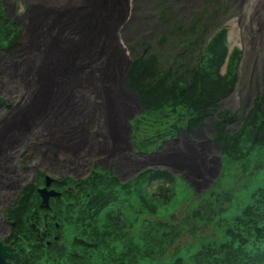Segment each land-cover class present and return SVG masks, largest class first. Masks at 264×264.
<instances>
[{
	"label": "trees",
	"instance_id": "obj_1",
	"mask_svg": "<svg viewBox=\"0 0 264 264\" xmlns=\"http://www.w3.org/2000/svg\"><path fill=\"white\" fill-rule=\"evenodd\" d=\"M164 10L162 6L161 18ZM217 11L214 22L195 17L187 31L184 19L173 24L177 32L171 34L178 38L168 64L155 54L131 58L126 88L137 95L143 110L130 123L134 153L155 152L181 129L192 132L213 118L219 178L196 197L165 170H146L122 184L94 168L77 182L64 179L59 185L73 186L74 191L61 190L50 209L42 210L37 207L39 177L35 185L20 190L5 215L13 223V239L28 245L18 264H264V96L254 98L237 130L227 128L235 115L221 111L220 101L237 80L241 52L227 49V31L219 25ZM4 16L0 4L3 47L12 45L19 33ZM236 172L247 177L231 182ZM175 182L186 194L179 216L174 209ZM158 205L172 210L163 220H147L156 215ZM30 224L40 229L38 238ZM25 227L30 235L19 237ZM202 229L210 233L202 235Z\"/></svg>",
	"mask_w": 264,
	"mask_h": 264
},
{
	"label": "rangeland",
	"instance_id": "obj_2",
	"mask_svg": "<svg viewBox=\"0 0 264 264\" xmlns=\"http://www.w3.org/2000/svg\"><path fill=\"white\" fill-rule=\"evenodd\" d=\"M160 1L51 0L49 4L36 3L31 6L20 3L25 0H17L18 7L15 12L17 9L22 12L28 7H36L32 13L37 18L33 21V29L18 34L19 40L7 45V49H5L6 45L0 46V149H7L8 153L10 152L13 158L11 165L16 167L17 176L21 180L20 183L14 182V188H6L2 191L1 218L6 215L5 211L12 207L17 189H22L27 184H34L35 169L45 172L46 176L54 181H64V179L85 178L92 169L96 168L95 162L92 167L90 166V157H83L80 161L82 168L74 175L70 172L71 164L66 166L63 162L70 158L68 154H63L65 152L57 150L56 161L53 158L45 161L42 157L46 150L45 147L40 146L43 141V130L38 125H41L42 118L46 114L48 116L56 114L57 110L54 106H58L59 120L50 121L52 126L46 125L45 130L49 131L45 137L49 135L60 137L54 130L72 126L75 123L73 119L79 115L71 114L66 119L60 120V113L64 112L62 110L64 102L68 97L73 99L75 93L78 97L80 87L91 104L86 108L87 113L83 109V122L95 127L96 130L112 131V136L118 141V147L115 148L118 149L120 168H115V177L120 183H127L146 170L161 169L173 173L174 177L179 178L198 197L219 178L221 165L219 150L212 141L213 118L205 119L201 128H196L192 132L185 133L181 129L174 138L161 143L155 152L141 154L129 150L130 140L126 139L129 123L127 119L132 114L140 115L141 111L137 107L138 98L121 87L123 72L131 58L144 53L155 54L159 61L165 64L171 62L175 53L173 44L178 38L171 34L177 32L173 28L174 23L184 19L185 31H187L189 22L195 17L196 20L203 18V22L207 23L208 18L216 17L215 8H218L216 13L217 18L220 19L218 23L227 31V49L236 48L242 53L233 89L220 101L221 111L235 115V122L227 127L230 131H235L247 116L254 98L264 96V44H258L260 38L257 33L250 35L246 33L248 27L254 28L257 24H264V20L254 13L248 22L249 9L245 0H167L169 6L165 0ZM10 4L11 2H6L4 16L6 20L14 19L13 16H9ZM261 4L264 6V1L257 2V5ZM222 5L224 9L220 8ZM162 6H165L164 13H161L163 18L159 15ZM49 8L53 10L67 8L70 22L66 21L69 24L63 25L57 21L54 23L44 17L42 14ZM75 23L79 25L78 28L75 27L76 30H81L79 34L72 29ZM17 24L19 26V22ZM68 27L74 32L66 29ZM210 28L212 26L206 30L207 36ZM48 31L50 36H53L55 31L58 35H55L46 49H42L38 42L46 39L42 38V34L38 40L37 35L41 32L46 35ZM261 32L264 34V30ZM164 35L167 38L162 37ZM160 39H162L161 43L158 42ZM70 54L74 59L69 58ZM174 59L177 60L179 57L175 56ZM65 61L68 62L67 65L70 63V66L77 69L65 73L64 67L69 69L64 65ZM90 71L92 74H88ZM220 72L223 74V67ZM95 77L97 82L94 81ZM59 121L62 122V127L59 126ZM116 124H119L118 130L113 132L115 130L110 128ZM10 135L15 138H9ZM16 137L23 139L18 142ZM56 139L51 144L61 146L55 142ZM76 148L78 147L72 146L68 149L71 152ZM46 156L49 157V154L46 153ZM246 177L236 172L231 182L239 183ZM153 188L154 186L148 191ZM175 193L177 195L175 216H179L185 206V204L180 205L181 198L186 196L180 182H175ZM171 210L158 205L156 215H149L147 220H163ZM208 232L210 233L209 229L207 231L204 229L201 234L206 235ZM28 233L25 227L19 230V237L29 236ZM4 237L5 234H0V239Z\"/></svg>",
	"mask_w": 264,
	"mask_h": 264
},
{
	"label": "flooded vegetation",
	"instance_id": "obj_3",
	"mask_svg": "<svg viewBox=\"0 0 264 264\" xmlns=\"http://www.w3.org/2000/svg\"><path fill=\"white\" fill-rule=\"evenodd\" d=\"M0 1H1V3L5 9H6V2H11V4L9 5V12H10L9 16H13L14 19L10 20V21L13 22L14 25L18 28V30H19L18 34H22L23 31H25V30L29 31V30L34 28L33 27V21L37 17H35V15L32 13V10L36 9V7H34V8L28 7L27 9H23L22 12L17 9V12H15V9L18 7L17 0H14V1L13 0H0ZM20 3H24V2H20ZM242 14H243V12L241 13V15ZM42 15L46 18H49L54 23H55V21H57L60 24L68 25L69 24L68 22H70V18H69L70 13L68 12L67 8H60V9H54V10L49 8ZM53 17H55V18L52 19ZM60 17H63V18H60ZM66 20H68V22ZM71 21H72V19H71ZM17 22H19V26H18ZM76 26H77V28L79 27V25L76 23L74 25H72V29H75L77 34H79V32L81 30H79V31L76 30V28H75ZM66 29L71 31L70 27H68ZM261 30H264V24H257L254 26V28L248 27L246 29V33H248L249 35L257 33L259 38H260L258 44H264V41H263L264 34L261 32ZM71 32H74V31L72 30ZM49 33H50V31H48L47 34L44 35V32H41L37 35L38 40L42 34H43L42 38L46 39V40H43L42 42H38V44L40 46H42V49H46V47L50 45V41L55 38V35H58L57 34L58 32H56V31H55V33L53 32V34H54L53 36H50L51 34H49ZM43 43L45 45H42ZM62 43H64V42H62ZM258 44H255V45H258ZM70 57L72 59H74V57H72L71 54L69 55V58ZM67 63L68 62L65 61L64 65H66L67 68L72 70L74 67L70 66V63L67 65ZM75 68L77 69V67H75ZM85 68H86V66H85ZM90 73L92 74L91 71L88 74H90ZM123 74H124V72H123ZM71 77H74V76H71ZM81 80H83V79L81 78ZM94 81L97 82V77L94 78ZM123 81H124V77H123ZM94 89H96V88H94ZM80 90L82 91L81 87H80ZM81 91H80V93L77 92L79 94L78 97L76 96V93H75V96H73L74 97L73 99H72V97H68V99L64 102L63 109H62L64 112L60 113L61 114V117H60L61 121L66 119V117L71 115V114H74V115L79 114V115L73 119V121L75 123L72 126H66V127H63L62 129L54 130L56 133H58L60 135V137L59 136L55 137L54 135H52V136L49 135V136L45 137L46 136L45 134L49 131V130H45L46 125L52 126V123L50 121L57 122L59 120L58 118H59L60 108L55 105L54 109L57 110V113L52 115V116H48L46 114L42 118L41 125H38L43 130V133H42L43 134L42 135L43 141H42L40 146L45 147V150H46L45 153L42 155V157L44 158L45 161L51 160L52 158L54 159V161H56V156L58 154L57 150H61L62 152H65L63 154H68L70 156V158L68 160H63V162H64V164L66 163V166L68 164L69 165L71 164L72 169L70 170V172L74 175L78 174L80 172L78 169L82 168L80 161L83 160V157H90L91 160L89 161V164L91 167L93 166V162H95L96 168L100 169L103 172H109L115 176V173H116L115 168H120L119 167L120 163H118V161H119L118 152H117L118 149H116L118 147V141L114 139V137L111 135V132L108 129H106L105 131H102V130L100 131L97 129L98 131H100V133H98V131L96 130L95 127H91L90 125H86L83 122V113L84 112L87 113L86 108L88 105H91V104H90L89 100L86 98V96L83 94V92H81ZM91 94H92V92H91ZM70 99H72V101H69ZM91 103H93V102H91ZM83 109H85L84 112H83ZM61 121H59V126L62 127L63 124ZM33 127H35V125ZM11 137L15 138L14 136L10 135L9 138H11ZM16 139L18 140V142L19 141L21 142V140L23 138L18 139L16 137ZM54 139H56L55 142L61 144V146H56L55 144H51V143H53ZM100 139L102 141H98ZM64 142H66V143L64 144ZM80 143H81V146H79ZM72 146L78 147V148H76L75 151L69 152L68 148H70ZM46 153L49 154V157L46 156ZM77 155H79V156L77 157ZM45 157L47 159H45ZM12 160H13V158L11 157L10 152L8 153L7 149H0V198L3 195L2 194L3 190H5L6 188H12V187L14 188L16 182L17 183L21 182V180L17 176L16 167L13 164L11 165ZM124 160H125V158H123L122 161H124ZM122 163H124V162H122ZM63 167H65V166H63ZM33 176H34V184L33 185H35V183H36L35 181L37 180V178L39 179V177H41L42 184L36 188L37 189L43 188L44 178L46 177V173L38 171L35 169ZM82 179H84V178H82ZM82 179H77L74 181H78V180H82ZM61 181H63V180L53 181L50 184L48 190H54V191H57L60 193H62L61 190L73 191L72 187L69 185H65L64 187L59 185ZM20 189H17L18 190L17 196L15 194L16 198H15V200L11 206H13V204H15L17 202V198H18ZM37 189H36V193H37ZM50 201H53V200H49V204H50ZM39 202H40V200H39ZM39 202L37 203V207L39 205ZM0 204H1V202H0ZM7 210H9V208ZM7 210L5 211V213L7 212ZM12 226H13V223L9 220L8 221L5 220V216H2V218L0 217V234H3V235L5 234L4 239H0V242L2 245H9L12 249L11 253L16 252L20 258L22 255L20 253L21 251L20 252L15 251L13 248V244L14 243H20L23 241H21V239L18 240V238L13 239V236H12L13 234L11 231ZM27 250H28V245H27ZM19 258H17L14 261L13 260H6V262L8 264H18Z\"/></svg>",
	"mask_w": 264,
	"mask_h": 264
},
{
	"label": "water",
	"instance_id": "obj_4",
	"mask_svg": "<svg viewBox=\"0 0 264 264\" xmlns=\"http://www.w3.org/2000/svg\"><path fill=\"white\" fill-rule=\"evenodd\" d=\"M241 62V60H240ZM240 62H239V65H240ZM239 65H238V68H239ZM237 68V69H238ZM65 73L69 71V69H65L64 67V70H63ZM126 72V70H125ZM124 72V74H125ZM126 80V78L124 77V81ZM121 87H123V89L125 90V87H124V83H122ZM126 92L130 93V94H133L136 98V94L133 93V92H129L127 90H125ZM49 97V96H48ZM46 107V106H44ZM137 107H138V104H137ZM109 109V108H108ZM139 109V107H138ZM110 110V109H109ZM140 111L142 112V110L140 109ZM139 115V114H137ZM111 116V114H109V117ZM135 114H132L128 119V120H132L134 118ZM119 127V124H116L113 128H110V129H113L115 131L113 132H116ZM127 128H128V135L131 133V127L129 126V123L127 124ZM112 131H111V135H112ZM128 135L126 136V139L129 140L128 138ZM131 150V149H130ZM173 174V173H172ZM54 180H52L51 178L49 177H45L44 178V186L43 188H40V189H37V194H38V197L40 199V202H39V205H38V208L39 209H42V210H49L50 207H49V200L50 199H59L61 197V193L57 192V191H54V190H48L50 184L53 182ZM31 226V229H33L36 233V237L38 238L39 235H40V230L38 228H36L33 224L30 225ZM56 238H54L55 240ZM48 243H46L47 245ZM13 248L15 251H26L27 250V244L24 243V242H20V243H14L13 244ZM11 247L9 245H2L1 242H0V264H8L6 262V260H16L17 258H19L18 254L15 252V253H11Z\"/></svg>",
	"mask_w": 264,
	"mask_h": 264
},
{
	"label": "bare ground",
	"instance_id": "obj_5",
	"mask_svg": "<svg viewBox=\"0 0 264 264\" xmlns=\"http://www.w3.org/2000/svg\"><path fill=\"white\" fill-rule=\"evenodd\" d=\"M44 2V4H49L51 0H42ZM68 1H73V0H68ZM247 3V6L249 9V11H247L248 13V20L250 19L251 16H253V14L255 13L256 15H259V17L262 18V20H264V6L261 4V5H257V2L260 1V0H245ZM261 1H264V0H261ZM258 12H260V14H258ZM257 17V16H256ZM259 19V18H258ZM252 21V20H251ZM250 22V20L248 21ZM264 22V21H263ZM84 27H85V24H84ZM86 30V28H85ZM88 30H90L88 28ZM91 32V31H90ZM95 33V32H94Z\"/></svg>",
	"mask_w": 264,
	"mask_h": 264
}]
</instances>
